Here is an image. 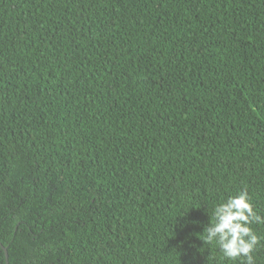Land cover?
Instances as JSON below:
<instances>
[{
    "label": "trees",
    "instance_id": "trees-1",
    "mask_svg": "<svg viewBox=\"0 0 264 264\" xmlns=\"http://www.w3.org/2000/svg\"><path fill=\"white\" fill-rule=\"evenodd\" d=\"M240 192L264 264V0H0V264H246Z\"/></svg>",
    "mask_w": 264,
    "mask_h": 264
},
{
    "label": "clouds",
    "instance_id": "clouds-1",
    "mask_svg": "<svg viewBox=\"0 0 264 264\" xmlns=\"http://www.w3.org/2000/svg\"><path fill=\"white\" fill-rule=\"evenodd\" d=\"M260 221L247 193L240 192L215 207L212 221L203 229L204 241L218 244L228 259L246 257V264H253L251 253L259 238L250 225Z\"/></svg>",
    "mask_w": 264,
    "mask_h": 264
},
{
    "label": "water",
    "instance_id": "water-1",
    "mask_svg": "<svg viewBox=\"0 0 264 264\" xmlns=\"http://www.w3.org/2000/svg\"><path fill=\"white\" fill-rule=\"evenodd\" d=\"M2 250H3V253H4L5 264H7V254H6V252H5V249H4V248H2Z\"/></svg>",
    "mask_w": 264,
    "mask_h": 264
}]
</instances>
